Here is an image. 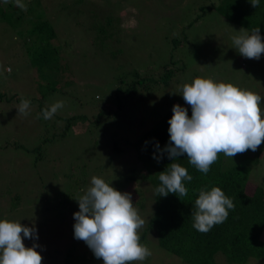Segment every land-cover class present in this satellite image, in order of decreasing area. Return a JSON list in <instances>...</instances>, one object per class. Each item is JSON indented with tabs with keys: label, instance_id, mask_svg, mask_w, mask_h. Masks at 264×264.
<instances>
[{
	"label": "rangeland",
	"instance_id": "obj_1",
	"mask_svg": "<svg viewBox=\"0 0 264 264\" xmlns=\"http://www.w3.org/2000/svg\"><path fill=\"white\" fill-rule=\"evenodd\" d=\"M216 1L22 0L27 10L18 7L19 15L26 14L17 18L20 25L28 28L37 12L43 10L55 26L59 41L68 42L72 48L62 46L64 60L60 61L58 70L62 83L59 90L49 92V81L32 71L28 47L19 38L20 48L12 37L17 27L0 24V220L35 227L38 239H24L23 243L26 247L33 243L40 246L35 250L43 257L42 264H66L62 254H71L69 264H103L83 241L74 238L73 231V213L79 211L76 200L91 186L93 176L114 188L121 182L120 191L133 196L134 207L146 221L139 230L140 235L145 234L141 243L152 252L142 264H186L158 244L155 228H146L154 210L153 187L140 176L135 183L123 178L130 166L140 167L132 150L119 156L117 164H108L111 131L134 133V124L149 129L156 116L150 107L161 111L159 106L164 110L168 106L155 103L158 99L154 97L132 110V126L112 124L102 132L101 121L97 125L77 122L64 135L59 133L64 131L65 115L77 114L87 119L110 105L106 100L113 71L104 53L118 49L119 39L124 47L115 55L130 67L142 69L157 62L162 65L173 56L176 67H184L179 78L182 82L191 83L193 77L211 78L264 98V54L254 60L237 52L231 37L246 28L204 9ZM98 27L107 30L106 36L105 31L99 33ZM172 39H182L175 50H171L169 43ZM172 87L166 90L172 92L169 95L176 103L181 93L177 92V84ZM29 97L38 102L31 105L27 116H22L17 108L21 99ZM59 100L64 101V107L52 119L45 120L39 115ZM261 107L264 108V99ZM142 113L147 114V120ZM37 116L40 120H36ZM44 138L47 142H43ZM40 143L44 157L35 162L38 153L31 150ZM260 151L259 164L263 167L264 149ZM262 170L258 165L252 172L247 191L251 192L256 183L264 187Z\"/></svg>",
	"mask_w": 264,
	"mask_h": 264
},
{
	"label": "trees",
	"instance_id": "obj_2",
	"mask_svg": "<svg viewBox=\"0 0 264 264\" xmlns=\"http://www.w3.org/2000/svg\"><path fill=\"white\" fill-rule=\"evenodd\" d=\"M205 8L219 13L225 19L250 31L259 27L260 35L264 37V0H260L257 8L251 6L250 0H217L210 6L205 5ZM32 9L33 7L30 5V11ZM25 15V13L19 15L18 7L12 0L7 5L3 3V0H0V24H5V27L11 26L12 29L17 27V31L14 30L15 34L13 31L12 37L16 42L18 41L20 48L23 44L28 47V60L33 67L32 71L36 75L39 73L49 81L48 92L59 90L62 82L58 70L60 61L64 60L62 46L70 45L68 42L59 41L56 28L47 19L45 11L37 12L36 18L30 21L28 28L17 22V18H24ZM97 29L99 33L105 31L106 36V29L103 27ZM19 38L23 41L22 45L19 43ZM119 40L121 46L118 49L109 48L110 50L104 53V57L109 60L113 71L112 82L108 83L106 100L110 105L103 106L95 115L87 119L85 116L77 114L59 116L64 119L65 123L64 131L59 134L64 135L68 128L74 127L77 122L86 125L88 123L98 124L101 121L102 132L105 129L109 130L108 128L112 124L131 125L134 118L132 110L136 106H142L141 104L146 99L157 97L158 100L155 103L168 106V109L164 110L159 106L161 111H157L150 107L152 113L156 115L153 126H149V129L142 126L137 128L134 124L136 131L134 133H127L125 130L122 133L111 131L109 133L110 142L107 145L108 164H117L119 156L129 150L135 154L140 167L130 166L125 172V176L122 175L125 180H132L135 183L140 176L143 180H148L153 187L154 210L146 228H155L158 244L165 250L181 257L186 264H259L264 262V239L262 238L264 234V187L256 183L251 192L247 191L248 184L252 180V172L258 165L260 169L264 170V166L259 164L262 153L260 149H264V143L257 151L249 150L243 154H237L233 160L225 157L222 153L219 154L217 162L211 166L207 175L190 165L186 156L178 157L173 162L187 168L189 175L193 177L192 181L184 182L188 188V195L180 198L172 193L166 197L157 196L155 189L160 185L159 173L164 171L172 163V160L165 153L157 162L156 159H153V155H160L156 147L157 144L159 149H163L169 143L168 120L173 114V105L179 104L186 108L188 115L191 116V108L185 103L182 95L174 103L169 95L172 92L166 90H172V86L177 84L179 87L177 92L181 93L182 85L185 82L180 81L179 78L184 67H176V61L172 59L173 56L170 60L168 59L169 62L166 61L162 65L157 62L151 65L147 64L142 69L130 67L115 55V52H121V49L123 51L124 46L121 39ZM181 41L182 39H172L169 42L171 50H175ZM118 45L120 44L118 43ZM69 50H72L71 46ZM135 53L138 52L135 51ZM76 60L80 59L76 58ZM161 68L162 70L159 71ZM27 100L31 102V105L38 102L33 97H29ZM146 106L148 107L147 104ZM142 114L144 120H147V114ZM149 117L151 118V116ZM40 118L37 116L36 120H40ZM140 119H142L141 115ZM139 123L143 125L142 121ZM43 142H47V140L44 138ZM19 146L22 149V144ZM31 151L38 153L35 162L44 157L41 153V143ZM250 152L253 155H250ZM262 157L264 158V154ZM80 183H82V179ZM116 184L115 189L120 191L122 183ZM212 187L221 188L228 197L232 198L235 208L229 210L228 218L223 223L203 234L192 226L194 222L192 213L195 211L194 202L201 188L210 191ZM4 202L6 204V201ZM144 235V233L140 235V243L144 240ZM70 255L63 256L62 254V258H60L69 264L72 262Z\"/></svg>",
	"mask_w": 264,
	"mask_h": 264
},
{
	"label": "clouds",
	"instance_id": "obj_3",
	"mask_svg": "<svg viewBox=\"0 0 264 264\" xmlns=\"http://www.w3.org/2000/svg\"><path fill=\"white\" fill-rule=\"evenodd\" d=\"M9 2L3 0L5 5ZM12 2L21 10H27L22 0ZM250 4L257 8L260 0H250ZM239 32L231 37L237 52L247 59L258 60L264 54L260 28H253L251 33L246 29ZM180 95L190 106L191 116L186 108L173 105V114L168 120L169 143L163 149L157 144L160 155H153L157 162L165 153L172 160L158 176L160 185L155 193L161 197L169 193L178 198L188 195L184 182L192 181L193 177L187 168L173 162L178 157L186 156L190 165L207 175L219 154L233 160L237 154L257 151L264 143V108L261 107L264 98L259 94L231 83L197 77L182 85ZM63 107L64 101L59 100L39 115L50 120ZM30 108L31 102L21 99L17 112L27 116ZM76 201L79 211L73 213L74 238L83 241L103 264H142L152 255L151 250L140 243L139 230L146 221L134 207L131 193L118 191L104 179L93 176L91 186ZM194 203L192 226L203 234L223 223L229 210L235 208L233 199L219 187H212L210 191L201 188ZM24 239H38L34 226L0 220V264H42L43 257L35 250L40 246L33 243L26 247Z\"/></svg>",
	"mask_w": 264,
	"mask_h": 264
}]
</instances>
